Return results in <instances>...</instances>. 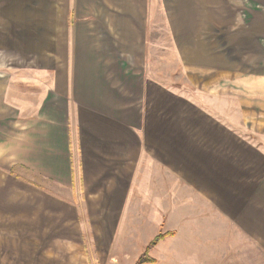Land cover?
Instances as JSON below:
<instances>
[{
    "label": "crops",
    "instance_id": "0c3cea01",
    "mask_svg": "<svg viewBox=\"0 0 264 264\" xmlns=\"http://www.w3.org/2000/svg\"><path fill=\"white\" fill-rule=\"evenodd\" d=\"M259 5L0 0V198H24L27 230L23 253L0 245V264H135L159 234L153 264L186 261L226 130L156 80L154 50L164 32L184 66L219 60L220 31L236 44L264 36ZM262 198L264 174L249 205Z\"/></svg>",
    "mask_w": 264,
    "mask_h": 264
},
{
    "label": "rangeland",
    "instance_id": "374dc122",
    "mask_svg": "<svg viewBox=\"0 0 264 264\" xmlns=\"http://www.w3.org/2000/svg\"><path fill=\"white\" fill-rule=\"evenodd\" d=\"M256 9L264 14V5ZM235 40L229 30L220 31L216 38L219 60L211 54L204 60L188 55L186 66L177 54L165 49L168 38L164 32L160 53L154 50L156 80L226 130L224 162L219 161L216 176L209 173V179L215 178L210 181L211 201L206 204L194 198L192 253L177 264H264V206L258 201L257 208H252L248 201L253 178L258 182L264 174V36L240 39L238 44ZM238 145H244L247 153L251 148L254 156L250 164ZM238 156L240 160L235 159ZM9 208L17 212L8 213ZM252 209L256 213L248 216ZM23 213L24 198H0V245L11 255L24 250L27 230ZM22 259L11 258L2 264H25Z\"/></svg>",
    "mask_w": 264,
    "mask_h": 264
},
{
    "label": "trees",
    "instance_id": "16d2710c",
    "mask_svg": "<svg viewBox=\"0 0 264 264\" xmlns=\"http://www.w3.org/2000/svg\"><path fill=\"white\" fill-rule=\"evenodd\" d=\"M167 235L159 234L157 235L145 248L143 255L137 260L135 264H153L154 261L148 258V254L153 250V248L166 237Z\"/></svg>",
    "mask_w": 264,
    "mask_h": 264
}]
</instances>
